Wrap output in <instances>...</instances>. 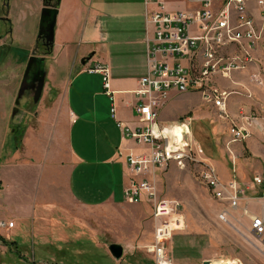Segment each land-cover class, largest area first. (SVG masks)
Masks as SVG:
<instances>
[{"label":"crops","instance_id":"crops-1","mask_svg":"<svg viewBox=\"0 0 264 264\" xmlns=\"http://www.w3.org/2000/svg\"><path fill=\"white\" fill-rule=\"evenodd\" d=\"M36 3L39 11L45 7L44 0ZM49 4L57 1L49 0ZM58 11L51 53L41 55L46 79L38 108L29 114L32 122L21 127L20 116L10 117L7 109L0 112V221L15 223L14 228L0 232V264H73L84 248L103 250L105 264H123V256L128 255L125 249L116 259L110 245L124 248L129 239L117 240L112 232L115 222L109 220L102 228L94 216L101 210L110 214L118 206L130 207L125 201V189L133 179L128 155L149 151L126 139L119 126L139 124L136 91L148 72L145 0H60ZM10 21L11 31L0 36V51L10 53L16 44L24 51L28 47L31 57L38 47L33 23L26 24L25 19L24 25L17 26L14 19ZM258 54L264 62V49ZM89 65L108 69L113 99L104 88V75L89 73L86 70L93 67ZM68 70L77 72L73 79ZM252 72L245 73L250 76ZM172 93L195 115L202 114L200 101L194 99L198 94H182L179 99V93ZM16 119L20 127L14 123ZM170 119L164 122L176 118ZM254 128L260 131L263 123L259 120ZM245 144L254 154L253 161L240 160L235 171L227 170V180L217 168L225 165L207 156L222 181L235 176L253 181L264 176L263 143L252 138ZM245 144H236L235 150L243 152ZM201 149L200 156L206 159ZM146 207L150 206L144 201L139 209ZM4 213L8 219L2 218ZM145 258L154 261L150 254L143 261Z\"/></svg>","mask_w":264,"mask_h":264},{"label":"built area","instance_id":"built-area-1","mask_svg":"<svg viewBox=\"0 0 264 264\" xmlns=\"http://www.w3.org/2000/svg\"><path fill=\"white\" fill-rule=\"evenodd\" d=\"M199 4L198 10L187 12L168 8L164 0H145L148 72L136 91L135 114L139 125L134 128L119 125L126 138L150 148L148 156L128 155L133 179L125 198L131 204L145 198L153 205L158 224L150 252L155 264H176L168 243L174 232L182 229L184 220L178 212L181 204L160 198L146 176L163 173L171 164L181 169L191 164L201 167L200 179L213 197L227 205V210L243 209L250 219V231L264 242V201L257 199L262 201L257 210H248L251 185L236 176L229 182L222 181L211 164L198 157L202 149L191 136V118L173 125L160 122V111L167 97L176 92L198 94L220 118L231 121L230 143L248 139L258 124L256 120L250 122L251 115L245 114H240L245 117V125L229 120L232 117L229 99L239 93L220 88L215 78L232 80L235 73L253 70L251 81L264 88V62L258 54L264 49V0H255L256 8H251L248 0H200ZM88 72L104 75V88L113 99L108 69L95 65ZM176 128L181 129L179 134L175 133ZM253 181L264 190V176ZM227 213L220 218L226 220ZM14 227V222L0 221V232Z\"/></svg>","mask_w":264,"mask_h":264},{"label":"rangeland","instance_id":"rangeland-1","mask_svg":"<svg viewBox=\"0 0 264 264\" xmlns=\"http://www.w3.org/2000/svg\"><path fill=\"white\" fill-rule=\"evenodd\" d=\"M164 1L170 9L176 8L193 12L200 8V0ZM248 1L251 8H256L254 6L255 0ZM36 12V22L34 25ZM41 12L42 10L39 11L37 7L36 0H0V36H7L8 32L11 31V19L15 20L17 26L24 25L25 19L26 24L29 21L32 22L35 27L36 36L39 35ZM19 29L21 30V26H19ZM8 40L11 41V38L8 37ZM39 43L36 48L38 55L36 53L33 55L38 57L48 55L44 42L41 40ZM8 44L10 45L11 42ZM14 46L16 47L14 48L15 50L10 53L3 52V50L0 51V65L3 64L0 67V75H6L5 77H0V112L7 109L11 117L14 110L17 109L14 117L17 118L20 116L21 118L19 119L22 121L20 126L24 127L28 121L32 122L31 119H33V116L31 115L29 118V114H32L38 108L40 101L36 103L34 101L35 94L28 90L21 99L20 105H16L30 56L28 47L26 49L27 51H24V49H18L16 44ZM81 68H85V66ZM16 71L18 73L12 79V74ZM68 73L71 79H73V76L77 72L74 71L73 73L71 70H68ZM218 79L220 88L230 92L237 91L239 93L237 95L232 94L229 99V114L231 116L234 115L229 120L233 119L238 121L241 118L239 117L241 116L240 114L251 115L250 122L255 120L258 122L260 120L263 123V129L259 128L261 132L257 131V128H252L248 139L243 142L230 143L232 139L231 134H229L231 121L220 118L216 110L201 102L199 95H195L194 99L200 101L197 103L198 105L200 104L198 111H201L202 114L200 116L195 115V112L188 109L186 103L178 100L176 94L172 92L167 97L161 110L162 112L160 111V115L162 114L160 122L163 125H173L174 122L181 123L187 117L192 116L190 117L193 119V124L190 126L191 136L204 149L207 160V156H209L211 159L228 166L217 165L221 176L227 180L229 177L227 170L232 169L235 171L236 165L238 166V163L241 162L240 160L253 161L254 154L245 144L248 140L256 138L258 142L264 145V88L253 83L249 73H235L232 80ZM178 95L179 99L183 98L182 94ZM230 105L231 107H236L232 109ZM174 118H176L174 122H164V120H172ZM201 122L205 123L211 129L212 140L210 142H205L204 140L201 143L194 133V123H196L198 129H202ZM14 123H17L16 126H19L18 119ZM121 130L123 131V129ZM243 143L245 144L242 150L243 152L238 153L235 149L238 144L241 145ZM232 148L234 152L231 150ZM149 154L150 148L148 152H145L141 156H148ZM207 163H210V161L208 160ZM201 170V167L195 166L194 164L188 165L185 169L171 164L163 173H156L155 176H146V179L156 187L157 194L160 198L176 201L181 204L180 211L178 212L184 220V225L181 230L174 232L173 238L168 243L171 250L170 254L175 263L203 264L205 260H208L210 261L209 264H264V242L259 236L250 231L249 217L245 215L243 209L230 211L227 210V205L217 201L208 187L201 181ZM245 182L251 185V190L248 192V210L255 212L259 203L264 201V190L252 180H244L243 183ZM30 186L32 184L28 185V188ZM257 199H262V201ZM145 200L143 198V201L140 203L131 204L125 198L126 203L130 207L123 208L118 206L110 214L101 210L100 215L95 214L94 216L99 219L102 228L109 220L115 222V229L112 232L115 231L117 240L121 239L123 242V239H129V243H126L123 248L125 249V254L137 255V257L124 255L122 258L124 261L123 264H127L128 262L129 264L155 263V260L153 261L149 258H145V261H143V258L147 257V254L153 256L150 248L155 242L156 225L158 224V220L154 216L153 205L150 202L146 200V203L150 207H146L144 210L139 209L140 204ZM225 211L228 212L227 217L226 220H222L220 216ZM7 216L6 213L2 214V218L4 219H8ZM169 221H172V219L164 221V223H169ZM82 250L84 251L81 255H78L76 251L75 262H73L74 258L70 256L71 263L105 264L103 250L91 248H84Z\"/></svg>","mask_w":264,"mask_h":264},{"label":"water","instance_id":"water-1","mask_svg":"<svg viewBox=\"0 0 264 264\" xmlns=\"http://www.w3.org/2000/svg\"><path fill=\"white\" fill-rule=\"evenodd\" d=\"M60 0H57L56 5H45L41 12L40 28H39V39L44 42L46 48L52 47L55 40V28L58 17V7ZM46 72H45V58L32 55L29 59L28 66L24 75L22 85L20 87L16 105H20L21 99L24 97L26 91L34 88L32 85L37 82L35 86L34 101L38 103L42 97V93L45 86ZM17 109L14 110L13 114L16 115ZM110 252L116 258L120 259L123 256L124 249L119 244L110 245ZM210 261L205 260L203 264H209Z\"/></svg>","mask_w":264,"mask_h":264},{"label":"trees","instance_id":"trees-1","mask_svg":"<svg viewBox=\"0 0 264 264\" xmlns=\"http://www.w3.org/2000/svg\"><path fill=\"white\" fill-rule=\"evenodd\" d=\"M57 0H55L56 2ZM44 4L47 6L49 5V0H44ZM41 42V39H38V43ZM40 44V43H39ZM48 51V54L51 53V47H48L46 49ZM200 125L203 126L202 129H198L196 123H194V133L197 136V139L203 143V141H211L212 140V136H211V129L209 127H207V125L203 122L200 123Z\"/></svg>","mask_w":264,"mask_h":264},{"label":"bare ground","instance_id":"bare-ground-1","mask_svg":"<svg viewBox=\"0 0 264 264\" xmlns=\"http://www.w3.org/2000/svg\"><path fill=\"white\" fill-rule=\"evenodd\" d=\"M174 124H175V122H174ZM238 125H245V117H242V118H241V121H240V123H238ZM180 131H181V129L176 128L175 133H176V134H179Z\"/></svg>","mask_w":264,"mask_h":264},{"label":"flooded vegetation","instance_id":"flooded-vegetation-1","mask_svg":"<svg viewBox=\"0 0 264 264\" xmlns=\"http://www.w3.org/2000/svg\"><path fill=\"white\" fill-rule=\"evenodd\" d=\"M33 86H34V88H35V86L37 85V82H34L33 84H32ZM31 89V90H29V91H31V92H33L34 94H35V89Z\"/></svg>","mask_w":264,"mask_h":264}]
</instances>
